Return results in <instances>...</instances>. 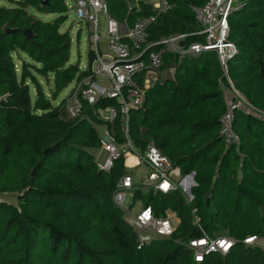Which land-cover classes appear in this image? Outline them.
<instances>
[{"label": "trees", "instance_id": "16d2710c", "mask_svg": "<svg viewBox=\"0 0 264 264\" xmlns=\"http://www.w3.org/2000/svg\"><path fill=\"white\" fill-rule=\"evenodd\" d=\"M9 2L16 7L0 6V193L16 192L18 206L0 202V264H109L103 257L140 250L138 234L123 217L107 228L112 248L86 239L87 220L107 204L119 181L128 175L124 153L109 171L96 164L87 149L100 145L96 125L106 126L122 142L134 143L138 151L152 142L182 173L195 172L190 211L181 192L149 189L162 196L161 207L154 208L152 202L155 215L162 216L159 208L165 211L170 206L181 221L171 238H157L164 246L150 253L151 264H225L224 260L227 264H264L259 247L242 243L247 236L264 237V118L237 108L234 129L241 143L225 144L219 130L228 99L223 86L229 87V82L216 56L187 53L180 58L165 53L161 69L173 66L174 78H169L168 84L159 80L146 91L143 107L129 112L126 132L117 98L101 96L94 103L82 98L83 80L95 79L91 67L96 55L89 47L86 68L70 62L72 39L67 33H57L69 12L65 0H50L48 5H42V0ZM115 2L118 8L112 13L122 18L126 13L123 1ZM172 2L175 7L153 24L151 39L178 32L187 33L189 41L201 40L191 7L207 0ZM29 9L57 17L45 25ZM230 25L229 38L239 48V54L229 61L234 62L231 78L239 84L236 77L240 71V77L250 84L251 103L264 111V0H241ZM9 29L14 31L7 32ZM26 29L31 30L32 38L23 34ZM53 35L57 40L46 51L48 43L39 41L45 38L49 42ZM20 51L39 66L34 64L32 69L23 61L18 73L13 54ZM214 61L219 65L212 66ZM35 74L49 82L52 78L50 95ZM28 79L32 80L34 96ZM71 83L74 86L69 95L58 102ZM74 96L81 100V112L71 116L68 101ZM107 108L116 109L118 115L113 120H104L96 113ZM224 159L226 164L216 177L208 172L209 160L220 165ZM67 173L74 180L70 185L62 181L61 176ZM135 187L142 197L140 184ZM194 208L200 218V210L214 209L201 227L205 233L229 235L239 241L228 255L212 254L202 263L194 260L185 245L203 235L194 224ZM174 235L183 241H174Z\"/></svg>", "mask_w": 264, "mask_h": 264}, {"label": "built area", "instance_id": "2783aa9c", "mask_svg": "<svg viewBox=\"0 0 264 264\" xmlns=\"http://www.w3.org/2000/svg\"><path fill=\"white\" fill-rule=\"evenodd\" d=\"M126 11L122 18L115 16L112 9L118 8L115 0H72L67 4L69 11L80 21H84L89 37V47L94 51L96 58L91 70L95 79L83 80L82 98L94 103L101 96L117 98L120 111L126 119L125 131L128 130V116L132 108H139L145 101L146 91L159 81L163 56L173 53L180 58L187 53L201 54L213 53L218 59L224 77L232 86L229 76V61L239 54L237 44L230 40V18L234 9L241 0H207L200 6H192L194 17L199 26L198 34L201 40H187V33H172L169 36L156 40L151 39V28L157 18L166 14L175 7L172 0H122ZM69 13V12H68ZM101 15L105 19V34L100 35L99 26ZM82 27V25H81ZM81 27L79 31L81 32ZM108 43L107 50L101 46L102 41ZM181 43H184L181 45ZM86 68V67H85ZM230 91V90H228ZM81 100L77 96L68 101L71 116L81 112ZM234 101L221 117L220 134L225 144L239 146L240 135L234 129L235 111ZM111 120L116 117L115 108H110ZM130 148L124 153L126 167H146L145 176L140 181V188L151 189L156 192L169 193L179 191L184 195V184L191 196V190L196 186L195 172L184 175L181 168L175 166L171 159L165 155L154 143L150 142L143 151L136 150L130 141ZM110 149V148H109ZM107 148V150H109ZM132 155L136 161L132 166L127 165L128 156ZM118 156V155H117ZM113 154V157H117ZM184 175V176H183ZM133 176L125 175L121 180L118 191V200L123 198L124 192L135 188ZM197 208L193 209L195 215ZM167 213V211H166ZM136 229L139 240L156 238H171L176 226L168 214L157 216L151 205L142 207L132 216L131 221ZM202 229V228H201ZM197 238L188 240L185 245L190 249L194 260L204 262L212 254L228 255L239 242L229 235L211 236L205 233ZM259 241L257 235L247 236L242 240L246 245H255Z\"/></svg>", "mask_w": 264, "mask_h": 264}, {"label": "rangeland", "instance_id": "374dc122", "mask_svg": "<svg viewBox=\"0 0 264 264\" xmlns=\"http://www.w3.org/2000/svg\"><path fill=\"white\" fill-rule=\"evenodd\" d=\"M66 3L71 4L73 3L72 0H65ZM0 6H5V7H16L14 4L9 2V0H0ZM29 13L33 14L36 20L42 21L41 23H44L45 25H48L49 23L52 22L53 19L57 17L56 14H40L37 13L31 9H29ZM40 23V22H39ZM82 25V27H81ZM81 27V32L79 31ZM99 31L100 35L103 37L105 34V19L103 15H101L100 19V26H99ZM57 33H67L70 38L72 39L71 42V49H70V62L71 63H77L79 62L82 68H85L89 64V59H88V50H89V42H88V29L84 23V21H80L79 18L76 17L74 14L73 10H70L69 13H67V18L64 19L58 26L57 28ZM178 33V32H176ZM49 42H45V38H42L39 43H48L47 45L49 46L48 48L46 47V51L50 50V46L53 44L55 40H57V37L55 35L48 37ZM101 46L103 49L107 50L108 43L106 41L101 42ZM13 58L16 60L17 63V71L19 73L20 67L23 61H27L29 63V67L32 68L34 67V64L39 66V63H35L29 56L28 53L24 51H20L18 53L13 54ZM44 59L48 60L49 58L47 56H44ZM234 62L229 63L228 68H229V76L231 77V69L233 66ZM33 69V68H32ZM36 79L41 83L43 86L45 92L47 95L51 94V87H53V81L52 78L49 81H46L42 76L35 74ZM222 75L224 76L223 70H222ZM226 79V77H225ZM232 83L233 85L231 86L229 84L228 90V99H227V104L230 106L232 103L231 101H234L237 106L239 104L243 105L245 109L251 110V111H256L260 113L262 117H264V111L261 113L258 110H256L255 106L253 103H251L248 92L250 89V85H245V86H239L232 77ZM227 80V79H226ZM28 83L31 86L32 94L33 96L35 95V89L33 87V83L31 79L27 80ZM228 81V80H227ZM74 86V83H71L68 87H66L61 94L58 97V102L65 98L66 96L69 95L70 91L72 90ZM227 88V87H226ZM230 96L234 97V100L230 98ZM242 97V99H241ZM144 103L142 104L141 107H143ZM96 113H98L99 117L110 121L112 117V113L110 111V108H107L105 110H98ZM118 115V113H117ZM96 128L98 129L99 132V139H100V145L98 147H88L87 149L92 152L94 155V159L96 164L100 169H104L109 171L111 167L115 164L116 159L119 158L121 153H125L129 148L130 145L126 142H122L118 137H116L108 128L104 125H96ZM134 148L139 149V147L134 146V143H130ZM107 148L109 150H107ZM113 154H116L117 157H113ZM125 155V154H124ZM126 157V156H125ZM126 161V159H125ZM224 161L219 165L217 164L214 160H209L207 167H208V172H211L215 177L219 173V168L223 163L226 164ZM126 164V162H125ZM126 166V165H125ZM239 168V167H238ZM128 169V174L133 176V179L136 183H140L141 179L145 176V166H140L139 168H129ZM187 174V173H186ZM185 175V174H184ZM183 175V176H184ZM63 177L62 181L66 185H70L73 183V178L67 173L66 175H62ZM242 174L238 176V180H241ZM192 182L189 181L187 187H191ZM117 191L114 193V195L111 196L110 200L107 202V204H102L100 209L97 212H94L91 217L87 220L86 224V239L89 241L91 244H107L108 248H112V242H111V234L108 232L107 228H109L112 224H114L119 218L123 217L125 220H127L130 224L132 223V216L138 212L142 207L147 206V205H152L153 207H161L163 204H161V198L162 196L159 194H153L150 193L149 189L143 188L142 191H144L143 196L140 197L136 193L137 187L134 189L124 192L123 198H119L118 200V189H120L121 186V180L119 181L117 185ZM186 185L184 184V190L187 195H184L183 200L186 205V209L190 211L192 205H190V198L191 196L188 193ZM193 188L191 190V194L193 196ZM193 199V198H192ZM218 201V199L216 200ZM0 202H7V203H12L16 206H18V197L16 192H1L0 193ZM153 202V203H152ZM180 205V203H177V207ZM216 205H214L215 207ZM153 208V209H154ZM167 211V213H166ZM214 211L213 208L210 210H206L205 208L200 210V212H203L201 215V218L199 215L196 214L194 215V224L201 228L204 224H206L209 221L210 214ZM158 213L160 215H166L168 214L170 217L175 220L174 224L176 228L180 225V219L178 217V212L177 210L173 207L167 208L165 211H163L161 208H159ZM131 231L137 233L136 229L133 227L131 224ZM174 241H183L181 237H177L174 235ZM259 241L253 245L255 247H259L261 254L264 256V237L258 235ZM151 239L156 240L154 244L149 245V241ZM149 241L142 240L140 245H138V252L132 253L131 255H111L108 257H103V260L106 263L109 264H151L150 261V253L158 251L164 244H161L157 242V238L155 236H152ZM156 262V261H155ZM225 264H227V261H223Z\"/></svg>", "mask_w": 264, "mask_h": 264}, {"label": "crops", "instance_id": "0c3cea01", "mask_svg": "<svg viewBox=\"0 0 264 264\" xmlns=\"http://www.w3.org/2000/svg\"><path fill=\"white\" fill-rule=\"evenodd\" d=\"M215 65H219L218 64V62L217 61H214L213 63H212V66H215ZM244 71H242V73H243ZM237 73H238V75H237V82L240 84V85H242L243 83H245V85L247 84H249L248 83V81H245L242 77H240L241 75V72L240 71H237ZM174 75H175V68L173 67V66H171V67H165V68H163L162 69V72L160 73V77H159V80L161 81V83H167L168 84V79L169 78H174ZM250 85V84H249ZM227 87V88H226ZM223 89H224V91H225V95L227 96L228 95V92H230V91H228V86H223ZM230 98L232 99V100H234V97H232V96H230ZM241 99H242V97H241ZM255 106V105H254ZM239 108H241V109H243V110H245L246 112H253V113H256L257 115H259L260 116V113H258V112H256V111H249V110H247V109H245V107L241 104H239ZM255 108H256V110H258L259 112H263V111H261V110H259L256 106H255ZM264 118V117H263ZM179 167V166H178ZM175 221V220H174Z\"/></svg>", "mask_w": 264, "mask_h": 264}, {"label": "water", "instance_id": "95a60500", "mask_svg": "<svg viewBox=\"0 0 264 264\" xmlns=\"http://www.w3.org/2000/svg\"><path fill=\"white\" fill-rule=\"evenodd\" d=\"M50 0H42V5H48ZM13 30L9 29L7 30V32H13ZM23 34L25 35L26 38H32L33 37V33L31 32L30 29H26L23 31ZM184 43H181V45H183ZM209 201V200H208Z\"/></svg>", "mask_w": 264, "mask_h": 264}, {"label": "bare ground", "instance_id": "6f19581e", "mask_svg": "<svg viewBox=\"0 0 264 264\" xmlns=\"http://www.w3.org/2000/svg\"><path fill=\"white\" fill-rule=\"evenodd\" d=\"M136 159L132 156H128L127 165L132 166L135 163Z\"/></svg>", "mask_w": 264, "mask_h": 264}]
</instances>
